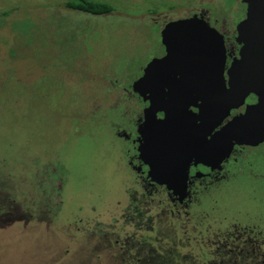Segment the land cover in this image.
Instances as JSON below:
<instances>
[{"label": "rangeland", "instance_id": "1", "mask_svg": "<svg viewBox=\"0 0 264 264\" xmlns=\"http://www.w3.org/2000/svg\"><path fill=\"white\" fill-rule=\"evenodd\" d=\"M87 1L112 11L0 0V264H116L131 237L156 235L126 222L141 190L129 86L162 52L169 23L203 19L226 37L244 17L243 0ZM257 170L231 171L169 226L207 252L227 226L264 238ZM156 201L145 218L161 216Z\"/></svg>", "mask_w": 264, "mask_h": 264}, {"label": "water", "instance_id": "2", "mask_svg": "<svg viewBox=\"0 0 264 264\" xmlns=\"http://www.w3.org/2000/svg\"><path fill=\"white\" fill-rule=\"evenodd\" d=\"M243 2L247 5L245 18L236 26L237 41L242 45L240 59L227 71V87L221 74L225 58L222 37L197 19L177 20L164 27L160 38L161 45L165 49V57L152 59L132 85L133 92L150 102L153 99L148 93L149 83L150 86L157 88V81L167 76L175 79V75H179L180 79H186L183 82L185 88L191 86L202 93L199 113L201 130L197 131L202 139L206 137V132L220 124L231 108L243 103L247 94L245 88H264V83L256 82L264 79L262 73L264 72V0H243ZM194 78L196 80H192ZM200 78L201 82H199ZM169 81L172 82L170 79ZM246 81L251 83L248 84ZM180 86L183 87V84ZM256 91L254 90L255 93ZM155 94L161 103L167 102L157 95H161L160 89H156ZM254 109L256 111L253 115L247 110L245 115L233 119L222 127L214 134L213 140L221 141L224 145L256 144L264 140L263 93H258V102ZM160 111L164 114L162 117L158 114ZM157 114L160 118L156 117ZM174 116L170 106L166 105H162L161 108L154 107L152 113L148 109L144 110L137 155L148 168L147 176H151L152 171L157 173L160 178L152 179L153 181L169 186L174 192L177 191L179 198H183L187 165L176 164L172 155L168 157V150L171 153L173 149L166 145L193 143L194 137L188 138L189 130H185L182 122L175 123ZM165 170L175 172L176 175L173 174L175 178L165 179Z\"/></svg>", "mask_w": 264, "mask_h": 264}, {"label": "flooded vegetation", "instance_id": "3", "mask_svg": "<svg viewBox=\"0 0 264 264\" xmlns=\"http://www.w3.org/2000/svg\"><path fill=\"white\" fill-rule=\"evenodd\" d=\"M243 5L244 17L242 20H244L245 18L247 7L245 3H243ZM197 20L203 21L208 29L215 30L222 37L225 58L221 74L224 85L225 87H227V71L231 68V66H233L234 62L240 59V51L242 48V45L237 41V25L235 26V29L232 30V33L230 35L224 37V35L220 33L216 28L209 25L208 21L203 19ZM161 50L162 52L155 59H161L165 57V49L162 45ZM262 73L264 72L262 71ZM169 79L172 81L171 83ZM184 80L186 79H180L179 75H175V79H171L169 78V76L159 79V81H157L158 83H156V85L158 86L157 88L150 86L149 83V86L147 88L150 98L153 99L151 100L152 102L150 101L152 104H150V102L147 100H143L140 94L133 92L132 85L135 81H133L129 86V94L130 96H132L134 103L138 104L139 106V113H136V115L134 114L132 122L134 131L129 136L133 145L132 148L136 152L134 159L137 160L140 167L137 170V173L139 175V186L141 187V190L138 196H136V194L132 196L129 203L128 212L131 211L134 207L138 206H141L143 209L142 205L147 206L149 202H154V198L156 197V215L160 211V214L162 216L168 215L169 218L175 221V219L177 217L179 218V216L181 215L178 211L180 208L184 207L190 210L200 194L211 190L214 187L213 185H220L221 183H223L225 177L229 175L231 171L239 169V172H244V170L247 169L249 172H257L259 171L257 169L260 168V171L264 172V167H260L258 163H254V161H257L260 164L264 163V140L256 144L227 143L226 145H224L223 142L215 141L213 140L214 138H212L216 132H218L222 127L227 125L233 119L245 115L247 110L251 111L253 115V113L256 111L254 108L258 102V93H263L264 95V88H245V92L247 91V94L243 99V103L238 105L236 108H231L229 110V114L220 122L218 126L213 128L211 131L206 132L207 129H205L204 132H206L207 135L204 139H202L201 134H198L197 132L198 130H201V117L199 113L201 110L200 106L202 93L200 91L197 92V89L191 86L188 89L185 88V84L183 83ZM192 80H196V78ZM201 81L202 79L200 78L199 82ZM246 82L248 84L251 83L249 81ZM256 82L264 83V79H260ZM182 84L183 87L180 86ZM156 89L161 90V95H157L164 101H167L166 103H161L159 101V98L155 97ZM254 90H257L256 93L254 92ZM153 102L159 108H161L162 105H166L167 107L170 106L171 112L175 115L174 122H182L185 130H189L188 138L193 139L194 137L193 143H188L185 145H166L167 147H172V149L174 150H172L171 153L168 150V157L172 155L171 157H173L176 164L186 163L187 165L186 189L183 193V198H179L177 191L174 192V190L172 188H169V186L165 184H158L157 182L153 181L152 179L160 178L157 173L152 171L151 176H147L148 168L143 164V162L138 158L137 155V147L138 145H140L139 130L141 129L144 120V110L148 109L149 112H154V107L156 106H154ZM158 114L161 117L162 115H164L162 111L158 112ZM158 114L156 115V117L160 118ZM175 170L177 171V169ZM200 170L205 171L201 172ZM164 174L165 177H163L167 180H171L172 177L175 178L176 175L175 172L173 173L170 170H165ZM144 212H146V214H149L148 210ZM182 214L187 215L189 214V212L188 210H184ZM150 217L153 218V215H150ZM227 228H230V231H232L226 232L221 239L219 238L217 240L218 246L221 245L220 243L224 238V240L228 241L227 244L230 246L236 245L238 247H243L240 250H244L245 247H248V251L245 252L246 258L251 257L254 259V261H260L261 264H264V249H260L261 246H264V238L257 239L253 237V239L252 237L247 235L245 231L240 228L237 229L235 226H227Z\"/></svg>", "mask_w": 264, "mask_h": 264}, {"label": "trees", "instance_id": "4", "mask_svg": "<svg viewBox=\"0 0 264 264\" xmlns=\"http://www.w3.org/2000/svg\"><path fill=\"white\" fill-rule=\"evenodd\" d=\"M65 7L94 16L107 15L112 11L107 4L87 0H77L75 4L65 3ZM128 214L127 223L133 224L135 228L147 229L149 232L155 231L156 235L141 240H134V237H131L123 244L122 252L115 255L116 264H258L253 258H246L245 252L248 251V247L240 250L243 247L230 246L224 238L213 252L202 249V245H192L189 239L185 238V242L183 232L179 238V231L174 225L169 226L174 220L168 215L145 218L146 212L141 206L134 207Z\"/></svg>", "mask_w": 264, "mask_h": 264}]
</instances>
